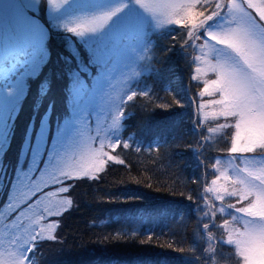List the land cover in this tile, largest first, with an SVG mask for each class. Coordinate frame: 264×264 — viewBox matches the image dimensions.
I'll return each mask as SVG.
<instances>
[{"label":"rangeland","instance_id":"374dc122","mask_svg":"<svg viewBox=\"0 0 264 264\" xmlns=\"http://www.w3.org/2000/svg\"><path fill=\"white\" fill-rule=\"evenodd\" d=\"M21 8L43 30L47 59L11 94L0 89V264H28L34 235L48 241L43 255L58 257L54 231L118 160L123 105L151 72L153 39L168 32L197 84L195 153H217L199 208L205 258L264 264V0H0V49ZM21 130L18 161L5 167ZM217 242L233 253L214 258Z\"/></svg>","mask_w":264,"mask_h":264},{"label":"trees","instance_id":"16d2710c","mask_svg":"<svg viewBox=\"0 0 264 264\" xmlns=\"http://www.w3.org/2000/svg\"><path fill=\"white\" fill-rule=\"evenodd\" d=\"M153 41L151 72L123 105L118 160L108 162L105 179L82 188L86 203L69 208L56 227L58 259L43 255L47 239H36L30 264H210L199 208L203 174L217 153L212 146L195 153L202 138L191 108L197 84L189 79L180 41L169 32ZM23 131L8 153L11 161ZM227 139L221 149H228ZM215 248L214 258L233 253L220 242Z\"/></svg>","mask_w":264,"mask_h":264},{"label":"snow or ice","instance_id":"6c2138e0","mask_svg":"<svg viewBox=\"0 0 264 264\" xmlns=\"http://www.w3.org/2000/svg\"><path fill=\"white\" fill-rule=\"evenodd\" d=\"M23 2L27 5L31 0H23ZM55 7H59V4H55ZM17 17L19 27L16 36L0 49V81H3L0 89L9 90V94L19 80L38 74L47 59L42 38L43 30L25 16L22 8L18 10ZM6 55L15 58V62L10 66H5L3 62ZM147 242L141 241V243Z\"/></svg>","mask_w":264,"mask_h":264}]
</instances>
